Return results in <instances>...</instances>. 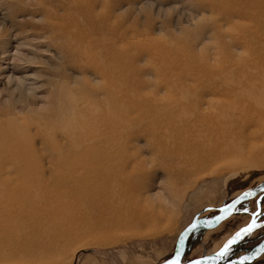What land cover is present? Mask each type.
<instances>
[{
  "label": "bare ground",
  "instance_id": "bare-ground-1",
  "mask_svg": "<svg viewBox=\"0 0 264 264\" xmlns=\"http://www.w3.org/2000/svg\"><path fill=\"white\" fill-rule=\"evenodd\" d=\"M113 1L116 5L121 0ZM199 1L203 9L220 14L230 28L224 31L220 24L213 26L214 55L205 57L197 68L195 54L178 47L179 37H172L171 43L168 38L140 32L138 17L127 25L121 15L113 23L105 15V0H5L9 9L14 8L12 17L21 12L43 15L40 23L15 19L14 23L26 28L24 32L48 34L62 60L53 69L50 107L37 111L34 102L26 105L28 98L20 100L26 106L19 111L12 104H0V262L65 264L58 256L70 255V245L80 235L73 228L76 207L87 204L84 200L88 198L94 207L105 194L116 196L107 208L117 201L120 210H127L124 215L119 213L121 223L155 221L158 215L153 207L130 201L127 194L133 195V190L128 181H118L119 175L125 179L123 169H115L116 163L125 167L126 144L135 132L167 141V147L161 144L158 149L167 154L169 150L175 178L188 180L192 187L200 176L230 167L237 157L239 164L249 161L254 136L264 139V0H236L241 7L234 6L235 0ZM146 15L145 24L151 20ZM234 18L256 24L248 22L241 32ZM8 31L0 32V42ZM233 47L245 49L246 54L227 57ZM144 53L165 62V72L157 69L158 76L159 71L164 76L162 85L169 94L178 90L182 99L168 97L164 107L155 108L154 98L125 96L120 86H130L132 80L129 75L113 74L115 70L110 73L111 68L120 65L129 70L130 62ZM167 60L173 64L167 65ZM68 70L81 73L83 79L71 86L73 77ZM89 74L100 82H93ZM114 77L120 82L115 83ZM105 78L114 104L135 111L136 118H105ZM19 88L23 95L22 81ZM170 102L176 103L180 113L171 110ZM38 137L41 151L36 147ZM47 169L53 172L48 181ZM56 188L58 194L53 193ZM167 204L158 206L167 209ZM10 218L15 219L12 225Z\"/></svg>",
  "mask_w": 264,
  "mask_h": 264
},
{
  "label": "rangeland",
  "instance_id": "rangeland-1",
  "mask_svg": "<svg viewBox=\"0 0 264 264\" xmlns=\"http://www.w3.org/2000/svg\"><path fill=\"white\" fill-rule=\"evenodd\" d=\"M4 2L0 0V32L8 28L9 33L0 42V104H12L19 111L34 102L37 111L45 110L50 107L49 89L52 79H55L53 69L61 64L62 55L49 43L48 34L24 32L26 28L14 23V19L20 23L43 22L44 17L40 12L35 15L21 12L12 17L14 8L9 9ZM113 3V0H105V15L111 22L114 23L122 15V22L129 25L138 17L140 32H151V36H158L162 40L168 38L171 43L172 37H179L181 42L178 47L195 54L194 66L197 68L205 57L214 55L216 40L212 37L213 26L220 24L224 31L230 28L220 14L200 7L199 0H121L116 5ZM234 6L241 7L242 4L235 0ZM146 13L151 15V20L145 24ZM233 22L236 30L241 32L246 29L245 24L248 22L256 24L254 20L242 18H234ZM245 52L243 48L233 47L227 57L232 53L243 56ZM130 63L131 71L118 65L112 67L110 72L115 70L113 74L129 75L127 77L132 80L130 86H120L127 98L137 95L143 99L154 98L155 108L164 107L169 101L168 97L182 99L178 90L170 94L165 91L162 85L164 76L159 71V77L157 72L158 68L165 72L162 59L144 53ZM166 64L171 66L173 62L167 60ZM65 72L72 74L71 86L83 79L79 72ZM171 75L172 78L176 77L173 73ZM87 77L93 82H100L93 74ZM21 81L26 91L23 95L19 88ZM114 82L119 83L120 80L114 77ZM106 84L105 78V118H136L135 111L114 104L115 96L108 95ZM24 98L29 99L26 105L20 101ZM170 103L171 110L180 113L176 103ZM256 128L251 127L253 130ZM131 136L125 148V167L116 163L115 169H123L125 173V179L119 175L118 181H128L127 185L134 193L127 194L131 202L139 200L140 206L153 207L158 216L151 222L121 223L117 220L121 217L119 213L124 215L127 210H120L117 201L113 207L107 208V203L116 197L112 193L105 194V199L99 200V206L91 207L89 198L85 199L87 204L81 203L76 207L78 217L74 220L76 226L73 225L80 235L71 243L69 256H58L65 264H82L86 259L90 260L89 264H195L213 254L216 247L219 249L242 226L264 220V139L261 136H254L255 147L247 163L239 164L241 159L237 157L232 160L230 167L225 166V169L220 166L221 170L217 168L211 174L200 176L197 185L193 187L187 185L188 180L175 178L176 168L168 157L169 150L167 154L164 149H158L161 144L166 146L167 141L153 138L143 131ZM39 139L36 147L41 151ZM168 147L171 149V146ZM52 174L51 169L46 170V181ZM53 193L58 194L59 188ZM161 202L168 203L169 208L158 206ZM148 203L152 206H148ZM104 206L105 210L101 211ZM11 219L8 222L10 225L15 221ZM55 222L58 224L59 221ZM259 247L263 249V254L253 264H264V227L247 235L238 246L231 248L226 260H248Z\"/></svg>",
  "mask_w": 264,
  "mask_h": 264
},
{
  "label": "water",
  "instance_id": "water-1",
  "mask_svg": "<svg viewBox=\"0 0 264 264\" xmlns=\"http://www.w3.org/2000/svg\"><path fill=\"white\" fill-rule=\"evenodd\" d=\"M263 227L264 220L253 221L247 225L242 226L230 238H228L227 241H225V243L221 246L218 251L195 264H253V262L263 254L262 249L260 247L248 260L228 261L226 260V256L229 253L230 249L235 246H238L247 235Z\"/></svg>",
  "mask_w": 264,
  "mask_h": 264
}]
</instances>
